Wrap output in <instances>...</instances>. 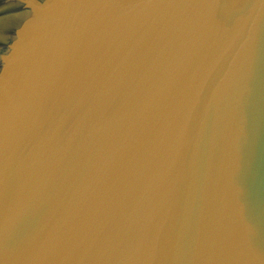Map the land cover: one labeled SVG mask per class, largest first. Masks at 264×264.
<instances>
[{
    "label": "water",
    "instance_id": "95a60500",
    "mask_svg": "<svg viewBox=\"0 0 264 264\" xmlns=\"http://www.w3.org/2000/svg\"><path fill=\"white\" fill-rule=\"evenodd\" d=\"M0 264H264V0H0Z\"/></svg>",
    "mask_w": 264,
    "mask_h": 264
}]
</instances>
